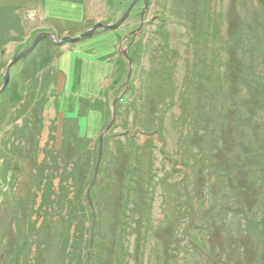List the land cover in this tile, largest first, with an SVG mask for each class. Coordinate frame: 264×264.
<instances>
[{"label": "rangeland", "instance_id": "374dc122", "mask_svg": "<svg viewBox=\"0 0 264 264\" xmlns=\"http://www.w3.org/2000/svg\"><path fill=\"white\" fill-rule=\"evenodd\" d=\"M129 6V0H0V39L10 19L23 32L17 39L7 30L17 41L2 46L0 87L6 65L48 25L57 39L72 38L97 23H116ZM141 7L116 31L59 46L43 40L11 69L0 95V264H64L67 240L77 231H85L79 256L87 264L93 214L86 193L98 138L128 75L118 52L133 39L130 86L103 139L90 191V257L96 252L100 264H112L125 236L131 264H264V0H149L141 32L129 39ZM48 64L55 84L42 94L48 98L37 120L33 103L24 101L33 81L35 96L43 90L46 68L30 72ZM76 137L90 142L73 154V161L88 158L73 178L66 158ZM48 153L57 158L50 165ZM56 164L53 194L47 191L49 203L36 211L42 192L35 172L45 166L50 178ZM126 199L130 208L122 205ZM72 210L79 220L66 216ZM193 236L201 248L189 243Z\"/></svg>", "mask_w": 264, "mask_h": 264}, {"label": "trees", "instance_id": "16d2710c", "mask_svg": "<svg viewBox=\"0 0 264 264\" xmlns=\"http://www.w3.org/2000/svg\"><path fill=\"white\" fill-rule=\"evenodd\" d=\"M8 10L11 12L10 9H8ZM1 11H2V9L0 8V12ZM2 16H3V14H2ZM7 27H8V29H12L13 31H15V33L17 34L16 35L17 39H21L23 37V32L21 31L20 25L18 24V21L16 19H14V21H13V19H10V21L8 22V26H6V29H7ZM7 30H6L5 34L3 35L4 38L0 39V55H2V53H3V49H2L3 45L7 44L10 41H13V42L17 41L16 38H12V39L10 38L9 39V37L6 36V34H8ZM47 32H51V31L47 30ZM51 59H50V61H51ZM21 62H22V60H21ZM48 66H49V64L44 66V67H41V69L39 67H37L36 65L34 66L33 72L32 73L30 72V74L34 75V76H35L36 73L41 72L43 69L46 68V71L42 73V78L40 80L41 81L40 86H43L42 87L43 90L40 92L39 95L35 96V89H36V85H37L38 81H33V84L31 86H29V88H30V98L29 99L25 98V101H24L25 105L26 104L29 105L30 103H33L34 107L36 108V109L35 108L34 109H35L36 114H37V116H36L37 120L41 119L42 112L44 110V107H45V104L47 103V98H48L46 96L43 97L44 95L42 96V94L45 91H48L49 87H52L55 84V77H54V75H52L51 70H49ZM28 74H29V72H26V74H25L26 77L23 76L25 78V80L28 78V76H29ZM120 103H121V101L118 102V104H120ZM32 119L33 118L26 120L25 124L23 125V127L20 130V133H21L20 135L26 136L24 133L30 129V123H31L30 120H32ZM73 121L75 123H77V120H73ZM51 140H53V138H51ZM76 141L78 142V144L75 147L73 145H72V147H70V149H69L70 153H69L68 157L66 158L68 163H72L73 169L70 170L69 172H67V173L65 172V173L67 174V177L71 175L73 178H75L77 169L79 167L82 170V168L85 165L88 166V158H87L86 154L83 155L81 158H79L80 160L78 159V161L77 160L73 161V159H72L73 154H74V152L79 153V151H77V150H80L81 147L84 146V144L88 145L89 142H90L88 139H85V141L83 142L81 140V137H80V140L78 139V137H76L75 142ZM70 142H74V139L73 140L72 139L69 140V143ZM65 147H66V145L63 147V149ZM44 160H45V164L50 165V164H52V162H56L57 158L56 159L52 158L51 153H48V155L44 158ZM56 167H57V164L53 167V169H52L53 172L51 171L50 178H48L47 175H46V172H47L48 168L45 167V166H43L42 169L40 168V169H38V171L35 172L36 178H39V181L37 182L38 185H39V189L42 192V195H41L42 196V198H41L42 201H41L39 209L36 210V211L42 210L43 207L46 208V205L50 201V199H49L50 196L46 197L45 194H47L48 192H49V194H53V190H51L52 189L51 188V182L54 180L55 176L57 175L56 174V169H57ZM209 172L211 173V175L212 174L215 175V172H213V170H211V168H210ZM66 179L67 178L64 177L63 179L60 180L61 181L60 182L61 185H59L60 189H63L62 184L65 182ZM130 189L132 190L133 188L130 187ZM52 203L56 206V204H55L56 202H52ZM130 203L131 202L128 201V199H126L123 202L122 205L126 206V208H130L129 207ZM56 208H57V206H56ZM75 213H76V211L72 210V211L69 212L70 216L69 215H66V216H68L69 220H71V219L79 220L80 219L79 216H77V214H75ZM43 214H46V211L43 212ZM124 219L127 220V221L128 220L130 221V217L128 215H126V214L124 215ZM69 220H68V222H70ZM127 221H125V224L128 227L125 226V231H126V229H130V226L128 225ZM254 223H256L257 224L256 226L258 227V223L257 222H254ZM249 224H251V222H249ZM81 230H83V228ZM123 230H124V226H123ZM74 235H75V237L73 239L68 238V240H67L68 241L67 242L68 251L66 253V259L67 260L64 262V264H83L79 254H83V251H84L81 248V246L83 248L86 247V242L84 243V241H85L84 240L85 239L84 238L85 231H77L76 234H74ZM123 238H125V236L119 237V243L117 244V248L115 249L114 254L112 253V255H113V263L112 264H131L130 261H129V259L131 257V255L129 254V251H128L129 246L125 245V242L123 243V240H124ZM95 243L97 244V241ZM189 243H192L194 245V247H196L198 249L201 248V245H202L196 238H194V236H193V238L192 237L190 238ZM205 254L207 256L210 255L208 252L205 253ZM83 257H84V254H83ZM90 262H91V264H100L101 260L100 261L97 260L96 252H94L93 255L90 257Z\"/></svg>", "mask_w": 264, "mask_h": 264}, {"label": "water", "instance_id": "95a60500", "mask_svg": "<svg viewBox=\"0 0 264 264\" xmlns=\"http://www.w3.org/2000/svg\"><path fill=\"white\" fill-rule=\"evenodd\" d=\"M137 0H133L132 3L130 4V6L128 7V9L125 11V13L122 15V17L114 24H102V23H97L95 25H93L90 29H88L86 32L80 33L75 37H64L62 39H57V37L51 33V32H43L41 34H39L35 40L32 42V44L23 52L19 53L18 55H16L5 67V70L2 74V86L0 87V95H2L5 90L7 89L8 83H9V79H10V72L11 69L21 60L26 59L28 57V55L33 52L35 50V48L37 47V45L42 42L43 40H47L49 41L52 45H61L63 42H72V43H76L78 40H80L81 38H85V39H90L93 37L94 33L98 30H103V31H116L117 29H119L124 23L125 21L128 19V17L130 16L133 7L135 6ZM147 10V0H144V6L143 9L141 11L140 14V25L138 30L134 33V35L137 32H141L142 30V22L145 18V13ZM126 40V38H124L120 44L119 47L123 44V42ZM134 42V39L129 43V45L123 49L120 50L118 53L120 55H122V57L127 61L128 65H129V70H128V75L127 78L124 82V91L121 94H118L117 97L114 99V101L111 104L110 110H111V120L110 123L107 125L106 129L104 130V132L100 135V137L98 138V157H97V162H96V166L94 169V175H93V180L91 185L89 186L87 193H86V198H87V202L88 205L91 209V212L93 214L92 216V226H91V232H90V238H89V249L87 252V264H90V254H91V250H92V246H93V235H94V228H95V216L93 213V205H92V201H91V197H90V191L91 188L93 187V184L95 182V178L98 172V168H99V164L101 161V156H102V150H103V139L104 137L109 133V131L111 130V128L113 127L115 120H116V105L119 101L122 100V98L124 97L126 91L128 90L129 86H130V78H131V70H132V61L128 56V49L131 46V44Z\"/></svg>", "mask_w": 264, "mask_h": 264}, {"label": "flooded vegetation", "instance_id": "af4514ba", "mask_svg": "<svg viewBox=\"0 0 264 264\" xmlns=\"http://www.w3.org/2000/svg\"><path fill=\"white\" fill-rule=\"evenodd\" d=\"M129 1H130V4H131L132 0H129ZM139 2H141V4H142L141 9H143L144 0H137V2H136V4H135L134 8L137 6V4H138ZM134 8H133V9H134ZM148 8H149V0H147V9H148ZM131 14H132V13H131ZM131 14H130V15H131ZM129 17H130V16H129ZM129 17H128V19H129ZM128 19H127V20H128ZM139 19H141V18H140V14H139ZM127 20H126V21H127ZM126 21H125V22H126ZM124 24H125V23H124ZM135 32H136V31L129 30V31L127 32L126 35L129 36V39H130L131 37H133V35H134Z\"/></svg>", "mask_w": 264, "mask_h": 264}, {"label": "crops", "instance_id": "0c3cea01", "mask_svg": "<svg viewBox=\"0 0 264 264\" xmlns=\"http://www.w3.org/2000/svg\"><path fill=\"white\" fill-rule=\"evenodd\" d=\"M44 28H45V27H44ZM44 28H43V29H44ZM43 29H42V30H43ZM50 29H52V27L48 25V27L45 28L44 31H47V30L52 31V30H50ZM53 34H55V33H53ZM55 35H56V34H55ZM56 36H57V35H56ZM57 38H58V37H57ZM52 87H53V86H52ZM53 90H55V89H53ZM59 113H60V112H59ZM60 114H61V113H60ZM61 115H62V114H61ZM72 119H73V118H72Z\"/></svg>", "mask_w": 264, "mask_h": 264}]
</instances>
